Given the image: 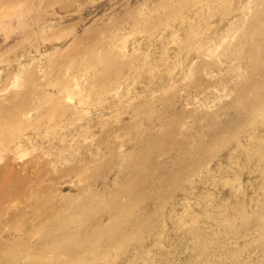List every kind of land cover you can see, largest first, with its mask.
Instances as JSON below:
<instances>
[{"label":"rangeland","instance_id":"374dc122","mask_svg":"<svg viewBox=\"0 0 264 264\" xmlns=\"http://www.w3.org/2000/svg\"><path fill=\"white\" fill-rule=\"evenodd\" d=\"M0 264H264V0H0Z\"/></svg>","mask_w":264,"mask_h":264}]
</instances>
